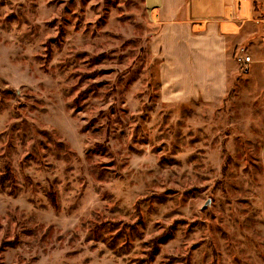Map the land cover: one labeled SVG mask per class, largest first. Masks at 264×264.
I'll return each mask as SVG.
<instances>
[{
	"label": "rangeland",
	"instance_id": "374dc122",
	"mask_svg": "<svg viewBox=\"0 0 264 264\" xmlns=\"http://www.w3.org/2000/svg\"><path fill=\"white\" fill-rule=\"evenodd\" d=\"M158 4L0 0V264H264V3Z\"/></svg>",
	"mask_w": 264,
	"mask_h": 264
},
{
	"label": "crops",
	"instance_id": "0c3cea01",
	"mask_svg": "<svg viewBox=\"0 0 264 264\" xmlns=\"http://www.w3.org/2000/svg\"><path fill=\"white\" fill-rule=\"evenodd\" d=\"M148 2L159 3L157 9L166 25L178 26L181 29L182 32L180 33L184 34L187 38V46L185 45V48L188 49L189 53L194 50L190 45V41L188 42L190 37H198V35L209 36L207 38L208 43L204 46L205 50L202 49V51H197L196 53L199 55L213 53L221 58L224 54L222 39L228 36L222 34L224 33L222 31V24L228 21L235 23V21H238L237 18L241 19L238 14L239 8L237 7V3H264V0H148ZM249 14L251 15V9ZM230 16L233 18L226 20V17ZM249 17L251 18V16ZM243 19L250 21L253 17L251 19ZM183 25L184 28H181ZM195 25H200L202 32L199 31V34H195ZM213 70L215 72H222L223 64L221 60L214 65Z\"/></svg>",
	"mask_w": 264,
	"mask_h": 264
},
{
	"label": "built area",
	"instance_id": "2783aa9c",
	"mask_svg": "<svg viewBox=\"0 0 264 264\" xmlns=\"http://www.w3.org/2000/svg\"><path fill=\"white\" fill-rule=\"evenodd\" d=\"M239 61H240V64L243 65L245 67V69H247V65L250 61V56L248 55H241L239 57Z\"/></svg>",
	"mask_w": 264,
	"mask_h": 264
}]
</instances>
